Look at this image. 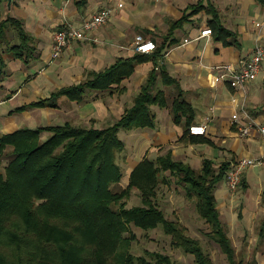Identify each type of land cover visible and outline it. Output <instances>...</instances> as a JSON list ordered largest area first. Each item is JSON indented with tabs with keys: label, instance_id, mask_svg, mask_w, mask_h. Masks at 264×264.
I'll return each mask as SVG.
<instances>
[{
	"label": "crops",
	"instance_id": "obj_1",
	"mask_svg": "<svg viewBox=\"0 0 264 264\" xmlns=\"http://www.w3.org/2000/svg\"><path fill=\"white\" fill-rule=\"evenodd\" d=\"M199 3L202 6L197 13L169 32L171 24L185 10L192 12L193 6ZM211 4L218 11L220 22L235 33L227 38L232 44L217 39L213 32L201 35L210 28L211 14L207 10ZM101 8L111 9L108 20L97 29L86 31V38L72 41L60 56L52 58L54 31L67 23L80 27ZM0 15L22 19L36 48L29 63L22 61L24 65L20 69H24L22 77H25L13 91L14 71L7 69L6 62L0 77V91L4 92L0 95V104L13 102L18 97L21 102L7 116L19 106L48 99L62 88L85 82L92 74L132 60V73L120 83L103 89L87 87L81 100L62 94L51 99L52 106L40 108L48 109L50 115L63 113L64 123L106 127L117 122L134 105L152 74L151 90L153 94L162 93L167 105H149L155 114L153 127L123 129L121 136L128 150L125 167L129 175L144 158L156 160L169 151L174 160L196 170L204 167L205 160L212 161L217 170L223 162L255 159L243 176L244 201L240 202L236 219L242 223L243 235L250 234L254 245L251 258L246 261L264 264V137L257 129L259 125L264 126V61L257 78L244 87H232L222 76L225 65L239 69L258 42L264 45L262 3L258 0H14L8 6L1 0ZM137 33L154 40L158 49L151 53L137 52L134 49ZM178 97L187 101L193 112L175 122L172 104ZM235 112L238 120L232 117ZM249 122L256 126L253 125L248 136H241L238 128ZM195 124L206 125V133L191 134L189 127ZM167 173L161 172L160 178H166ZM221 181L223 185L215 189V196L222 220L219 201L223 199L228 204L229 199L225 177ZM166 182L165 185L169 183L168 178Z\"/></svg>",
	"mask_w": 264,
	"mask_h": 264
},
{
	"label": "trees",
	"instance_id": "obj_2",
	"mask_svg": "<svg viewBox=\"0 0 264 264\" xmlns=\"http://www.w3.org/2000/svg\"><path fill=\"white\" fill-rule=\"evenodd\" d=\"M258 1L264 5V0ZM201 6L202 3L193 6L189 13L185 10L169 32ZM207 11L211 14L209 26L213 34L232 44L227 38L235 33L220 22L214 5ZM35 50L33 37L25 30L22 19L0 15V77L6 66L4 53L27 64L34 58ZM132 70V60L122 61L90 75L79 85L62 88L48 99L19 106L15 111L52 106L51 99L62 94L81 100L85 88H109ZM153 79L151 74L134 105L112 125L84 127L66 121L61 125L0 131V160L11 147L4 172H0V264H175L168 254L158 251H147L148 257L128 252L135 238L128 234L131 226L150 230L159 225L171 237V245L192 254L196 264H212L200 241L189 236L180 222L167 219L156 204L159 185L167 183L166 178H160L165 171L184 186L188 198L195 200L200 217L210 227L208 237L218 244L229 264L251 263L242 252H236L217 207L216 185L225 177L230 162H223L216 170L212 161L205 160L204 167L196 170L174 160L169 151L156 160L144 158L131 171L127 186L113 189L123 177L117 157L125 142L119 131L153 127L155 114L149 105H167L162 93L153 94ZM172 112L175 122H179L182 115L191 116L193 110L178 97L173 101ZM133 188L139 190L142 204L128 207L126 200Z\"/></svg>",
	"mask_w": 264,
	"mask_h": 264
},
{
	"label": "rangeland",
	"instance_id": "obj_3",
	"mask_svg": "<svg viewBox=\"0 0 264 264\" xmlns=\"http://www.w3.org/2000/svg\"><path fill=\"white\" fill-rule=\"evenodd\" d=\"M4 3L6 5L7 0H4ZM138 34L141 33H137L136 36ZM14 41H16V38H14ZM13 57L14 56L8 53L5 54L6 62L9 63L7 69L14 71V85L11 88L12 91L18 87V85L22 82V79H24L25 77H22L24 69H20L23 64L22 61ZM11 60H15V62H12ZM1 94H4V92L0 91V95ZM20 103V98L18 97L13 102L11 101L8 103L0 104L1 132L6 133L19 128H36L42 125H61L64 123L62 115L63 113L58 112L55 115H50V111H48V109L46 108H39L38 111L25 110L22 112L12 110L13 113H10V115L7 116V112L10 111V109L15 108V106L20 105ZM26 111L29 112L25 113ZM9 117L13 118L11 119ZM73 121L77 122V120L75 119H73ZM80 125H83V123L81 122ZM123 132L124 130L121 129L119 135L120 138L124 140V136H121ZM44 136H48V133H44ZM126 151H128L127 146H125L124 150L120 154H118L117 157V162L120 164L123 171V177L121 183L113 187L114 190H121L128 184L127 182L129 172L125 167ZM10 153L11 147H8L5 155L0 160V172H4V168L10 156ZM247 168L248 167H246V169ZM255 168L257 167L255 166ZM245 170L243 171V176ZM165 175L166 178H168L169 183L167 185H165L164 183H161L159 185L155 202L164 211L166 218L178 221L183 226H185L187 234L200 241L205 252L209 254L212 260V264H229L226 256L222 253L218 244L208 237L207 232L210 231V227L205 222V220L200 217L195 206V200L190 199L186 196L184 186L182 184H179L174 176H171L169 173ZM222 185L223 181L218 182L216 189H221ZM225 186L228 190V204L225 203V200L223 199H220L219 201L224 226L231 237L236 252H243L245 260H250L254 249V245L250 242L251 235L246 234L245 238V236L243 235L244 231L241 228L242 223L236 219V211L239 210V206L241 205L240 202L244 201L242 195L243 193L241 191V184L236 190H230L227 183ZM126 202L128 207L141 205L142 202L139 190L133 188L131 190V195L126 200ZM257 227L258 223L256 225V229ZM128 234L135 235V238L132 240L128 248V252L132 253L135 256H147V251H158L164 254H168L175 264H196L194 261V256L192 254L186 253L182 248H176L171 245V237L164 232L162 225H159L157 228L150 230H143L136 226H131V231Z\"/></svg>",
	"mask_w": 264,
	"mask_h": 264
},
{
	"label": "built area",
	"instance_id": "obj_4",
	"mask_svg": "<svg viewBox=\"0 0 264 264\" xmlns=\"http://www.w3.org/2000/svg\"><path fill=\"white\" fill-rule=\"evenodd\" d=\"M110 8H101L90 18H86L80 27H76L67 23L58 28L53 33L52 58H56L62 54L64 49L74 40L86 38V31L95 30L101 24L105 23L110 17ZM212 31L207 28L201 32V35H211ZM157 44L154 40L146 39L143 35L138 34L134 40V49L140 53H151L155 51ZM264 61V45L260 42L254 48L252 55L242 64L239 69L234 70L231 65L224 66L222 76L229 82L232 87H244L251 81L255 80L261 71L262 62ZM233 119L238 120V113L233 114ZM252 123L242 125L238 128L241 136H248L253 128ZM256 126V125H255ZM257 129L264 137V126L259 125ZM191 134L203 135L206 133V125L195 124L189 127ZM256 162L253 158H239L229 164L225 172V180L230 190H236L243 179V171L246 167Z\"/></svg>",
	"mask_w": 264,
	"mask_h": 264
},
{
	"label": "water",
	"instance_id": "obj_5",
	"mask_svg": "<svg viewBox=\"0 0 264 264\" xmlns=\"http://www.w3.org/2000/svg\"><path fill=\"white\" fill-rule=\"evenodd\" d=\"M13 1H14V0H8V1H7L8 6H11V4H12Z\"/></svg>",
	"mask_w": 264,
	"mask_h": 264
}]
</instances>
